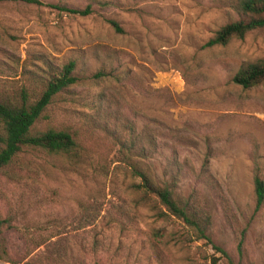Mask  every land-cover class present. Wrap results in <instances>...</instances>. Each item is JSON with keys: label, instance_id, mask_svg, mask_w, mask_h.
Returning a JSON list of instances; mask_svg holds the SVG:
<instances>
[{"label": "rangeland", "instance_id": "rangeland-1", "mask_svg": "<svg viewBox=\"0 0 264 264\" xmlns=\"http://www.w3.org/2000/svg\"><path fill=\"white\" fill-rule=\"evenodd\" d=\"M43 1L93 12L0 4V95L49 63L76 60L80 82L39 127L72 134L84 159L26 153L0 172L9 254L0 264H229L179 223L157 233L160 222L136 203L107 128L134 138L160 179H176L177 198L198 193L211 239L234 264H264V207L255 211L253 188L256 173L264 178V87L232 81L242 64L264 57V30L205 47L237 18L235 0ZM100 70L113 75L94 80Z\"/></svg>", "mask_w": 264, "mask_h": 264}, {"label": "trees", "instance_id": "trees-1", "mask_svg": "<svg viewBox=\"0 0 264 264\" xmlns=\"http://www.w3.org/2000/svg\"><path fill=\"white\" fill-rule=\"evenodd\" d=\"M24 2L32 5H47L60 13L70 16L86 17L93 10L62 4H49L43 0H0L2 3ZM231 8L237 18L220 27L205 44L206 48L226 47L231 42L243 41L250 34L264 30V0H235ZM106 22L118 33H123L122 26L114 19ZM47 68L27 83L12 87L0 95V172L10 167L22 154H43L56 156L67 161L84 159L83 145L72 134L54 128L41 129V121L56 98L80 82L77 75L78 62L70 60L62 65L47 64ZM111 72L100 70L92 78L103 81L112 77ZM233 83L245 90L264 87V57L242 64L232 78ZM129 129V128H128ZM113 135V141L121 147L122 160L126 162V171L133 180L131 189L136 195L139 206L149 207L160 222L159 233L169 228L174 229L177 223L184 226L192 241H205L234 264L232 257L220 246H217L208 233L212 220L208 208L200 204L198 193L195 198L180 200L176 196L175 182L160 179L156 172L147 167V155L137 149L136 140L125 139L118 130H104ZM122 133V131H120ZM137 150V152H136ZM201 172L210 173L209 157H206ZM255 211L264 207V178L256 173L253 179ZM221 192V190H220ZM7 220L0 217V260H8V247L4 232ZM190 232V233H189ZM243 239L238 249L242 250ZM191 264H196L191 261Z\"/></svg>", "mask_w": 264, "mask_h": 264}]
</instances>
